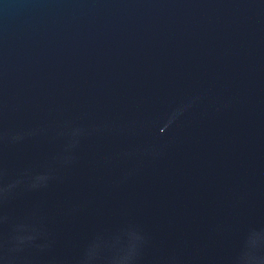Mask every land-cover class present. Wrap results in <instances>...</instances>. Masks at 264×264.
<instances>
[{
	"label": "water",
	"instance_id": "obj_1",
	"mask_svg": "<svg viewBox=\"0 0 264 264\" xmlns=\"http://www.w3.org/2000/svg\"><path fill=\"white\" fill-rule=\"evenodd\" d=\"M0 264H264V0H0Z\"/></svg>",
	"mask_w": 264,
	"mask_h": 264
}]
</instances>
